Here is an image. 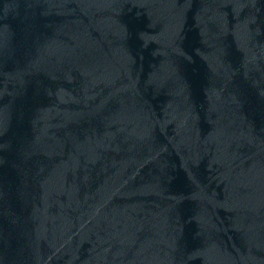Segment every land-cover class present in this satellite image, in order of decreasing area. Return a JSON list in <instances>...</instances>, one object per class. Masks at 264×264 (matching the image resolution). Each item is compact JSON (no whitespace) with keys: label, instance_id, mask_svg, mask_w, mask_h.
Instances as JSON below:
<instances>
[{"label":"water","instance_id":"obj_1","mask_svg":"<svg viewBox=\"0 0 264 264\" xmlns=\"http://www.w3.org/2000/svg\"><path fill=\"white\" fill-rule=\"evenodd\" d=\"M0 264H264V0H0Z\"/></svg>","mask_w":264,"mask_h":264}]
</instances>
